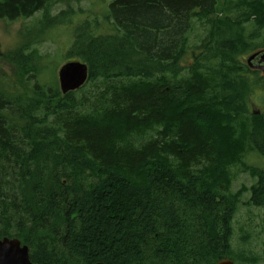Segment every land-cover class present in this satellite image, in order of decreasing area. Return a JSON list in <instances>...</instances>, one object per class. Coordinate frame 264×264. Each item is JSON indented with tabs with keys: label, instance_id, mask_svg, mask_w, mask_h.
I'll list each match as a JSON object with an SVG mask.
<instances>
[{
	"label": "trees",
	"instance_id": "trees-1",
	"mask_svg": "<svg viewBox=\"0 0 264 264\" xmlns=\"http://www.w3.org/2000/svg\"><path fill=\"white\" fill-rule=\"evenodd\" d=\"M49 1L0 0V20ZM46 14L50 27L66 13ZM105 20L110 32L75 28L69 61L88 79L65 94L35 79L32 36L0 47L22 86L0 75V238L35 264L260 262L232 250L245 189L229 187L242 165L257 178L249 205L264 206V167L243 163L248 150L264 158V113L247 101L264 73L239 59L262 49L264 0H112Z\"/></svg>",
	"mask_w": 264,
	"mask_h": 264
},
{
	"label": "rangeland",
	"instance_id": "rangeland-1",
	"mask_svg": "<svg viewBox=\"0 0 264 264\" xmlns=\"http://www.w3.org/2000/svg\"><path fill=\"white\" fill-rule=\"evenodd\" d=\"M112 0H50L48 4L36 11L27 18H17L15 20H0V47L3 53L9 54L20 45L25 37L32 36L33 41L25 53L35 50L36 73L35 79L42 84H57L58 69L65 62L69 61V50L74 39L75 28L83 23H88L89 28L95 33L110 32L111 26L105 20L108 12V5ZM224 0H220L222 2ZM233 2V0H232ZM245 8V6H244ZM243 8V9H244ZM49 12L50 17H55L65 12L64 22L56 23L46 27L45 14ZM238 10L232 9L229 12L231 18H235ZM217 15L220 16L219 13ZM225 15V14H224ZM47 16V14H46ZM245 32L249 33L252 23H244ZM43 35H40L42 31ZM204 34L202 27L195 25L193 40ZM254 48H264V29L257 32ZM262 46V47H261ZM253 48V49H254ZM249 52L240 55L243 61L249 56ZM245 62V60L243 61ZM249 68V67H248ZM250 69V68H249ZM263 73H261L262 75ZM1 79L10 90H21L19 83L20 76L12 63L4 58L0 59ZM26 78L28 76H25ZM31 78L29 84L35 80ZM248 105L250 112L264 113V90L257 89L249 96ZM243 163L258 168L264 167V158L255 150H248L243 157ZM232 180L230 191L236 192L245 189L240 196L238 209L233 217V234L231 237L232 250L235 253L244 252L261 259L256 264H262L264 248V206L256 207L249 205V189L257 182L256 176L245 170L242 165L232 168Z\"/></svg>",
	"mask_w": 264,
	"mask_h": 264
},
{
	"label": "water",
	"instance_id": "water-1",
	"mask_svg": "<svg viewBox=\"0 0 264 264\" xmlns=\"http://www.w3.org/2000/svg\"><path fill=\"white\" fill-rule=\"evenodd\" d=\"M246 64L252 70L264 73V48L246 57ZM88 79V66L79 60H71L58 69V83L61 93L75 91L82 87ZM0 264H35L29 258L28 246L17 238H0ZM93 264H105L96 262ZM214 264H234L229 258H222Z\"/></svg>",
	"mask_w": 264,
	"mask_h": 264
},
{
	"label": "flooded vegetation",
	"instance_id": "flooded-vegetation-1",
	"mask_svg": "<svg viewBox=\"0 0 264 264\" xmlns=\"http://www.w3.org/2000/svg\"><path fill=\"white\" fill-rule=\"evenodd\" d=\"M263 49V48H262ZM244 60H246V58H244ZM246 62V61H245ZM259 71V70H258ZM261 72V71H260Z\"/></svg>",
	"mask_w": 264,
	"mask_h": 264
}]
</instances>
